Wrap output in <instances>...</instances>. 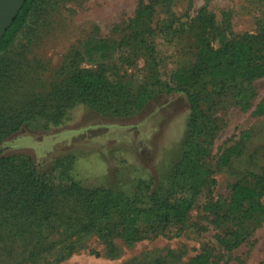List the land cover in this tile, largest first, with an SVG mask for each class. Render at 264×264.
I'll use <instances>...</instances> for the list:
<instances>
[{
	"label": "rangeland",
	"instance_id": "obj_1",
	"mask_svg": "<svg viewBox=\"0 0 264 264\" xmlns=\"http://www.w3.org/2000/svg\"><path fill=\"white\" fill-rule=\"evenodd\" d=\"M149 1H37L0 58V67L11 70L0 77V117L62 104L57 92L76 69L104 70L129 93L145 90L150 96L124 114L76 103L62 108L58 124L31 116L0 140V157L29 158L36 172L53 171L55 182L74 180L88 189L102 186L130 196L138 192L139 180L151 190L165 186L185 149L190 114L186 95L168 91L165 84L176 85L173 73L193 59L170 23L189 20L204 8L216 21L210 36L214 48L253 38L255 56L264 63V0H154L151 18L134 28L136 10ZM230 77L188 87L202 95L211 120L203 126L207 155L202 162L215 183L202 187L182 223L133 243L118 235L104 239L83 231V211L62 200L35 231L23 224L0 225V264H188L209 248L225 255L220 264H264V217L243 220L230 208L232 185L264 169V75L240 84ZM122 103L112 101L116 107ZM182 192L188 193L187 187ZM208 202L214 204L211 211L203 208ZM235 230L242 241L226 251L218 239L231 238Z\"/></svg>",
	"mask_w": 264,
	"mask_h": 264
},
{
	"label": "trees",
	"instance_id": "obj_2",
	"mask_svg": "<svg viewBox=\"0 0 264 264\" xmlns=\"http://www.w3.org/2000/svg\"><path fill=\"white\" fill-rule=\"evenodd\" d=\"M37 1L26 0L1 37L0 58L29 19ZM155 4L152 0L138 7L133 19L134 28L151 18ZM169 27L183 38L193 59L186 68H178L173 73L176 85L165 84L168 91L184 93L190 104L185 149L169 169L165 186L151 190L150 183L139 180L138 192L130 196L102 186L88 189L74 180L69 183L55 182L53 171L36 172L29 158L3 156L0 157V225L9 222L23 224L27 231L32 228L35 231L54 216L56 204L62 200L72 202L83 211V231L96 232L104 239L118 235L127 243L162 234L168 226L185 220L195 207L202 187L215 183L210 169L202 162L207 155L203 126L209 127L211 120L203 109L202 95L190 90L189 84L204 87L222 80L227 74L236 84L248 82L264 75V63L255 56L253 42H249L253 38L248 41L234 39L214 48L210 36L216 31V21L204 8L189 20H172ZM151 50L155 51L153 45ZM104 72L76 69L57 92L62 104H56L51 110H47V104H42L40 111L26 108L22 112L24 118H21L22 113L13 119L0 117V140L31 116L38 115L58 124L62 108L76 103L86 104L103 113L112 110L116 114H124L139 107L150 96L145 90L129 93L118 79L111 80ZM10 74L8 66L0 67L1 78ZM112 101H123V105L113 106ZM222 161L226 162L227 156L222 157ZM66 168V164L61 167ZM184 187L188 189L186 194L182 192ZM263 196L264 169L259 175L249 174L232 185L231 214L243 220L252 216L264 217ZM203 208L211 211L214 204L208 202ZM23 233L21 231L20 234ZM232 234L231 238L218 239L226 251L242 241L236 230ZM213 250L209 248L196 254L188 264H220L225 255Z\"/></svg>",
	"mask_w": 264,
	"mask_h": 264
},
{
	"label": "water",
	"instance_id": "obj_3",
	"mask_svg": "<svg viewBox=\"0 0 264 264\" xmlns=\"http://www.w3.org/2000/svg\"><path fill=\"white\" fill-rule=\"evenodd\" d=\"M26 0H0V39Z\"/></svg>",
	"mask_w": 264,
	"mask_h": 264
}]
</instances>
